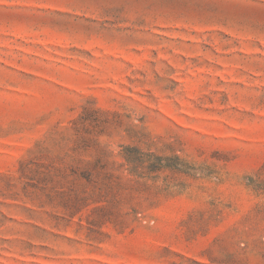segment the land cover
<instances>
[{
	"label": "rangeland",
	"instance_id": "374dc122",
	"mask_svg": "<svg viewBox=\"0 0 264 264\" xmlns=\"http://www.w3.org/2000/svg\"><path fill=\"white\" fill-rule=\"evenodd\" d=\"M0 264H264V0H0Z\"/></svg>",
	"mask_w": 264,
	"mask_h": 264
}]
</instances>
